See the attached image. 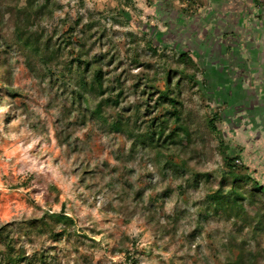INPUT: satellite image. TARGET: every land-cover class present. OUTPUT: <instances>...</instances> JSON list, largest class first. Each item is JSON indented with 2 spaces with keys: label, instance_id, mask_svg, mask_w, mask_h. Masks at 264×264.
Wrapping results in <instances>:
<instances>
[{
  "label": "rangeland",
  "instance_id": "374dc122",
  "mask_svg": "<svg viewBox=\"0 0 264 264\" xmlns=\"http://www.w3.org/2000/svg\"><path fill=\"white\" fill-rule=\"evenodd\" d=\"M0 1L23 6L26 0ZM54 1L59 7L35 29L45 30L55 46L68 36L70 46L61 49L59 59L48 52L47 65L14 47L8 56L7 83H0V226L21 224L15 235L21 238L20 249L26 255L46 250L55 264H228L240 253L245 261L264 264V230L244 227L241 212L230 219L206 212L207 195L233 157L236 173L248 170L264 184V85L258 103L254 90L260 86L256 83L249 90L254 85L245 74L253 71L255 56L248 48L253 45H245V34H238L249 26L248 20L238 27L232 20L217 36L194 38L196 26L216 11L206 7L205 0ZM191 15L196 18L192 26ZM79 16L82 23L75 25ZM88 22L95 34L93 45L85 41V47L91 46L89 56L107 50L118 55L104 71L125 90L121 106L138 101L142 77H151L161 88V72L177 52H189L195 59L200 71L183 90L184 105L200 120L217 118V132H206V142L197 139L188 149L193 157L187 170L199 173L198 187L186 180L187 174L164 171L165 160H155L152 152L133 151L129 138L75 102V83L71 76L62 77L58 61L70 58L72 47L76 54L82 24ZM135 52L141 54V63H133ZM144 62L151 64L149 73ZM85 99L92 107L90 91ZM116 113L121 110L106 107L101 116L110 121ZM3 115L8 118L5 126ZM60 132L65 143L60 142ZM244 206L250 218L260 211L254 202L246 200ZM54 211L74 220L60 239L55 232L42 240L35 232L23 235L30 219Z\"/></svg>",
  "mask_w": 264,
  "mask_h": 264
},
{
  "label": "trees",
  "instance_id": "16d2710c",
  "mask_svg": "<svg viewBox=\"0 0 264 264\" xmlns=\"http://www.w3.org/2000/svg\"><path fill=\"white\" fill-rule=\"evenodd\" d=\"M59 5L54 0H26L23 6H17L10 2L0 1V83H7L10 64L8 56L13 52L14 47L21 51H28L41 64L47 65L46 54L50 52L53 59H59L61 49L70 46L72 38H61V42L55 46L52 36L45 30L38 31L35 28L46 18H50L53 11ZM11 26V31L4 29L3 22ZM75 25L82 23L79 16L74 20ZM93 25L88 22L82 24L80 33H82L80 44L77 45L76 54L74 47L70 50V58L59 60L62 65V77L70 79L71 76L76 88L72 89L75 102L82 106L81 110H89V115L97 121L102 120L111 129H115L124 134L131 141L133 151L142 150L152 152L155 160H165L162 169L170 168L175 175L187 174L186 180L199 186V173L187 170L188 160L192 159V154H188V149L195 140L205 141V133L217 132L215 118L206 116L203 120L193 115V111L187 109L184 105L182 93L188 83H193L195 73L200 71L198 64L189 52H177L173 62L167 64L161 72L164 82L160 88L156 86L149 76L142 77L139 98L135 103H129L127 106H121L125 90L117 79L108 78L110 71H104V66L111 65L117 59L115 52L108 53L109 50L102 53L88 54L90 47H85V41L92 40L95 36L92 33ZM141 30V28H138ZM143 31V30H141ZM101 35V34H100ZM129 35H132L129 33ZM61 37V36H60ZM72 42V41H71ZM91 43V41H90ZM94 42L91 43L93 45ZM149 49L155 55L157 48L148 41ZM56 47V48H54ZM113 50V47L111 48ZM136 51V50H135ZM108 55L109 59H106ZM141 54L135 52L132 61L141 63L137 58ZM27 64L31 69L32 62L28 56ZM146 70L152 69L150 63L142 64ZM148 77V78H147ZM115 80V83L111 82ZM93 94V106L86 103L85 94ZM97 100V101H96ZM106 107L121 110L110 116V121L103 118L101 114ZM127 116H124V112ZM4 126L8 122L6 115L1 118ZM61 143H65L67 138H62V133L57 134ZM181 157L180 161H174L175 156ZM189 155V156H188ZM168 156V157H167ZM235 157L230 161L227 171L222 174L216 182V188H213L207 195V211L225 219H230L234 212H241L239 218L243 225H248L254 232L264 230V184L258 182L255 177L248 174L244 175L235 171ZM87 170H83L85 172ZM206 176H211L206 172ZM207 184V182H205ZM208 184L207 187L210 188ZM212 187V186H211ZM250 201L259 205L260 211L253 216L246 215L244 201ZM202 215H199V220ZM198 220V221H199ZM74 225V220L65 212H45L39 218L30 219L24 236L35 232L38 240L45 237H51L55 232L56 238L60 239L67 231L66 229ZM244 225V227H245ZM17 226H22L16 222H8L0 226V264H55L54 257L46 250H38L31 255H26L20 249L19 236L16 235ZM60 226H65L61 232H56ZM251 237H252V232ZM23 236V237H24ZM255 260L245 261L244 254L240 253L236 261L228 264H255ZM135 263V262H133Z\"/></svg>",
  "mask_w": 264,
  "mask_h": 264
},
{
  "label": "crops",
  "instance_id": "0c3cea01",
  "mask_svg": "<svg viewBox=\"0 0 264 264\" xmlns=\"http://www.w3.org/2000/svg\"><path fill=\"white\" fill-rule=\"evenodd\" d=\"M205 6H210L216 11L212 12L213 14H211V16H208L209 18L206 17L205 21H202L198 26H196L194 38H201V36H206V34H211L212 36L215 34V36H217L220 34L219 30L221 31V29H226L227 27L231 26V23L229 22H232V20H235L234 22H236V24H234L235 27L239 26L238 23L243 24L244 26V23L246 24L248 20L249 26H251L252 30L248 31L247 28L249 26L246 25L247 28L240 29L241 33L238 34L240 36L245 34V45L248 44V41L252 42L251 45H253L252 48L248 47L254 53L255 56V60L253 61V71L252 74H249L247 72L245 74L246 77H252V82L249 83H253L254 86L249 87V90L255 88L257 85L256 83H258V85L260 86L259 88L257 86V90H254L256 93L254 97H259V103V100L261 99V96L259 95L260 89L262 88V85H264V0H261L259 3L257 2V0H205ZM256 13L260 14L261 17L263 14V17H259L258 20L254 18V16L251 17ZM195 16L196 15H194V17ZM195 20L196 18L194 19L192 16L191 26L194 24ZM254 32L255 34H252ZM254 36H256L257 39L259 38V40L254 39ZM212 42H215V40L211 41V43ZM204 43H207L206 39ZM246 80L248 79L246 78ZM243 89H245V93L248 96L249 90L247 91L246 88ZM260 105H262V102ZM225 107L228 108V105L226 104ZM263 108L260 110H263Z\"/></svg>",
  "mask_w": 264,
  "mask_h": 264
},
{
  "label": "bare ground",
  "instance_id": "6f19581e",
  "mask_svg": "<svg viewBox=\"0 0 264 264\" xmlns=\"http://www.w3.org/2000/svg\"><path fill=\"white\" fill-rule=\"evenodd\" d=\"M2 121V120H1Z\"/></svg>",
  "mask_w": 264,
  "mask_h": 264
}]
</instances>
